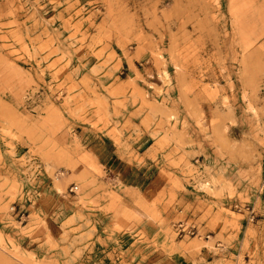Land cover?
<instances>
[{
	"label": "rangeland",
	"instance_id": "obj_1",
	"mask_svg": "<svg viewBox=\"0 0 264 264\" xmlns=\"http://www.w3.org/2000/svg\"><path fill=\"white\" fill-rule=\"evenodd\" d=\"M0 264H264V0H0Z\"/></svg>",
	"mask_w": 264,
	"mask_h": 264
},
{
	"label": "built area",
	"instance_id": "obj_2",
	"mask_svg": "<svg viewBox=\"0 0 264 264\" xmlns=\"http://www.w3.org/2000/svg\"><path fill=\"white\" fill-rule=\"evenodd\" d=\"M73 188L77 189V186L74 185ZM72 188V189H73ZM195 225H186L183 221H178L174 224V231L177 235L182 236L185 234H194L195 233Z\"/></svg>",
	"mask_w": 264,
	"mask_h": 264
}]
</instances>
